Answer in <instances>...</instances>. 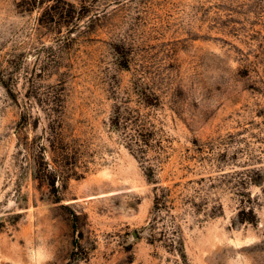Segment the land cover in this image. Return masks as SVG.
<instances>
[{
    "label": "rangeland",
    "instance_id": "1",
    "mask_svg": "<svg viewBox=\"0 0 264 264\" xmlns=\"http://www.w3.org/2000/svg\"><path fill=\"white\" fill-rule=\"evenodd\" d=\"M0 264H264V0H0Z\"/></svg>",
    "mask_w": 264,
    "mask_h": 264
},
{
    "label": "trees",
    "instance_id": "2",
    "mask_svg": "<svg viewBox=\"0 0 264 264\" xmlns=\"http://www.w3.org/2000/svg\"><path fill=\"white\" fill-rule=\"evenodd\" d=\"M145 102L149 104L151 103L148 98L145 99ZM111 124L114 130L123 133L128 148L140 158V160L144 162L148 161L145 168L149 180L155 184L156 205H166L169 196L168 189L159 184V181L156 179V166L158 164H153L149 158V153L152 150V140L155 134L154 131L146 126V123L139 115H134L133 111L126 115L125 112L122 111V108L115 112ZM45 149L44 145H41L40 149L37 150V157L35 158L36 168L38 175L40 174V179L55 189L57 181L61 180L62 177H65L63 176L65 170L61 167L59 168L49 164L45 159Z\"/></svg>",
    "mask_w": 264,
    "mask_h": 264
}]
</instances>
